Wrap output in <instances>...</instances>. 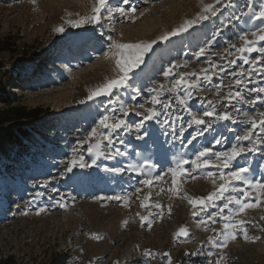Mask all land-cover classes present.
Returning <instances> with one entry per match:
<instances>
[{
    "label": "rangeland",
    "instance_id": "obj_1",
    "mask_svg": "<svg viewBox=\"0 0 264 264\" xmlns=\"http://www.w3.org/2000/svg\"><path fill=\"white\" fill-rule=\"evenodd\" d=\"M94 3L0 0V40H7L13 49L0 54L3 81L10 93L0 98V109H41L36 118L0 125V264H169V257L163 253L169 254L171 264H264V195L257 203V191L250 189V202L256 206L233 216V220L246 221L249 239L237 230V238L228 239L227 247L216 248L212 241L225 221L216 217L215 224H201V218L217 209L210 207L208 213L193 216L188 203L189 198H203L214 190L207 173L216 175V168L183 165L187 173L177 176L175 183L171 171L181 159H194L203 147L229 150L235 136L250 127L247 117L261 118L264 104H241L237 106L239 112L229 108L235 122L215 123L212 131L197 136L192 144L187 141L203 126H188L191 115L176 99L184 95L182 90L160 97L170 107L155 106L164 115L159 121L145 122L142 139L136 138L134 128L130 133L121 132L123 143L114 138L115 147L109 150L99 135L105 130L98 127L105 108L118 109L125 103L145 111L153 107L154 93L150 89L156 85L171 87L173 78H179L181 72L202 77L201 69L208 68L209 62L225 71L214 75L211 83L201 78L200 90H193L188 104L197 115L209 107L208 101L217 112L224 111L222 105L227 101L223 98L235 90L231 72H239L240 66L245 73L250 67L261 71L260 65H243L234 50L229 58H237V64L228 66L224 49L228 43L239 47L242 42L237 37L259 25L250 17L261 10L264 0H221L219 4L216 0H130L134 12L109 16L102 10L98 23L73 27V22L91 15ZM121 4L122 0H108L112 8ZM207 4L218 9L215 16L193 23L167 40L160 39L185 21H195ZM241 12L248 15L241 16ZM58 27L64 31L57 32ZM217 29L221 34L208 54L197 58L194 53ZM153 40L156 43L144 54L143 63L129 73L123 87L113 89L110 95L88 99L108 80L118 78L116 49L109 48L113 41L146 44ZM258 46H264V41ZM261 58L258 52L249 57ZM177 64L180 67L166 79L163 72ZM245 85L244 95L253 100L257 94L247 89L264 87V76L253 75L250 82L246 77ZM136 91L140 95L133 99ZM141 104L143 109L138 107ZM165 118L170 124L162 122ZM126 119L131 124L141 118L130 112ZM94 127L97 134L90 139ZM255 131L253 139L264 135L259 128ZM215 138L223 142L215 144ZM98 140L105 155L94 157L88 149ZM241 144L248 146L247 141ZM256 147L257 151L237 157L232 167L247 168L250 179L264 182V144L258 142ZM115 148L124 155L108 158ZM72 160L77 164L69 171ZM81 163L86 166H79ZM117 167L125 170L111 171ZM137 168L142 170H132ZM145 180L151 183H143ZM117 196L120 199H115ZM215 203L222 205L224 201ZM40 209L43 211L37 214ZM225 214H229L227 209ZM141 217L147 219L142 223ZM181 228L187 235L176 237Z\"/></svg>",
    "mask_w": 264,
    "mask_h": 264
},
{
    "label": "snow or ice",
    "instance_id": "obj_2",
    "mask_svg": "<svg viewBox=\"0 0 264 264\" xmlns=\"http://www.w3.org/2000/svg\"><path fill=\"white\" fill-rule=\"evenodd\" d=\"M221 0H216V4H219ZM231 2V0H229ZM125 5H129V8H125ZM102 10H107L109 16L113 13H118L120 15H125L127 11H135L134 8L130 7V0H122V4L115 8H112L108 5V0H95L94 6L91 10V15L88 17L73 22V27H78L79 24L82 23H98L101 19ZM218 9L213 4H207L202 8L203 14H198V17L195 21H185L184 25L180 27L178 30H173L170 33H167L160 37L161 40H167L169 36L177 35L178 31H186L189 27L193 25V23H197L199 21L209 19V16H215ZM248 13L241 12V16H246ZM252 20H258L260 23L254 29H250L249 32H242L237 39L241 41V45L238 47L234 43H228L227 47H225L224 52L227 54L224 59L227 62L228 66L236 65L237 58H229L231 56L232 51L239 54L238 59L242 61L243 65H260L261 71L256 72L255 67H250L245 73V70L242 66H240V71L237 72L235 69L231 72L232 79L234 81L235 90L230 91L228 96L224 97L227 103L223 104L222 107L224 111L217 112L216 107L212 104L211 101H208L209 107L204 108L202 114L197 115L190 110V106L188 104L189 100L193 99V90H200L199 81L202 78L203 80L211 83L213 76L217 75L219 72H224L225 68L220 67L216 63L209 62V67L206 69H201V72L204 73L201 77L197 73H188L181 72L178 73L179 78H173L171 82V87H166L164 85H156L150 92L154 93L151 96V104L153 107L148 108L145 111H137L135 107H129L125 103H121L119 108L116 107H107L104 110V114L101 115L98 121V127L103 128L105 131L100 133L103 137V141H106V147L111 150L115 147L114 138L120 139V133H130L134 128L137 136V139H142L143 137L140 135L141 131L144 130L146 134V130L144 129L145 122L151 120H160V117L164 115V113L158 112L156 110V105H162L165 109L169 108L170 105L164 104L160 99L167 93H174L182 90L184 92L183 96H177L179 105L183 106L184 111L189 112L191 115V120L189 122V127L192 125L203 126L197 132H195L191 139L187 141L188 144H192V142L196 139L197 136L203 137L205 133H208L213 130L214 124L217 122L224 121H232L235 122V118L228 109L231 108L235 112H239L240 109L237 107L241 104H256L257 102L264 104V96H261L260 93H264V87L262 88H251L247 89L249 92L256 93V97L253 100H248V98L244 95V91L246 88L245 79L246 77L249 79L253 75L264 76V58L259 60L257 59H249L250 54L253 52H258L261 54V57H264V46H258L259 42L264 41V5L261 6V10L259 12H255L250 17ZM57 32H63V27L56 28ZM220 30L217 29L213 34L211 39L206 42L205 46L199 48L194 55L199 58L202 56H206L208 54V50L212 46L213 42L216 40L218 36H220ZM249 35L252 39H249ZM156 41L153 40L146 44H121L115 41L109 46L110 50L116 49L114 56L116 58V68L119 69L118 78L110 79L101 87L97 88L93 91L88 99H93L94 97H99L102 95H110L113 89H118L124 86L129 79V73L133 71L134 68H138L141 63H143V56L146 54L152 47V44H155ZM105 57H108L109 53H104ZM219 55V53H217ZM186 66V65H185ZM180 65H173L170 68L166 69L163 72L164 77L167 79L170 76H173V72L175 69L179 68ZM195 77L193 80L192 78ZM243 86V87H242ZM216 91L219 93L220 88L217 85ZM139 91L135 92L133 99L136 96H139ZM219 103V101H217ZM110 105L114 104V101L110 99ZM139 108L143 109L144 105H139ZM121 113V115H117V113ZM134 113L136 116L141 119L139 122L129 123L127 121V117L129 114ZM261 117L259 120L249 116L247 117V124L250 127L242 135L235 136V143L232 144L229 150L225 151H215L213 147H203L202 150L195 153V158L192 160L181 159L176 168L171 169L173 176V183H175V178L177 176H183L187 173V169L183 167V165H191L197 169L204 168H216L217 174L214 175L213 172L209 171L207 173L208 177L212 178V183L214 185V190L209 192L206 197L203 198H189L188 203L191 205L193 211L192 215L197 216L199 212L208 213V209L214 208L216 211L207 214L205 217L201 218L199 221L201 224L207 225L209 221L213 224L217 222L216 217L224 220L223 230L217 232L216 239L212 241V246L216 248H225L227 247L228 239L235 240L238 235V231L242 232L245 239H249L247 231L244 228L246 221L237 219L233 220V216L239 215L240 213H244L246 209L255 207L256 205L250 202V189H255L257 191V203L259 202L260 195H264V182L254 181L250 179L246 173L249 172V169L244 167H239L233 169L232 163L236 160L237 157H240L244 153H251L257 151V143L264 144V135L259 137L258 139H253L254 136L257 135L256 129L259 128L260 133L264 134V112L259 113ZM205 117H211L213 119L206 120ZM164 124H170L168 119H164L162 121ZM184 131L183 125H181V134ZM97 134V128H92L89 133V138H93ZM247 141L248 146L245 147L241 144V142ZM120 142L123 143V140L120 139ZM223 141L221 138H215V144H221ZM95 149V151H94ZM89 153L94 157L105 155L103 148L101 147V143L98 140L97 143L93 147H89ZM123 152L120 151L119 148H115V152L112 155H109L108 158H113L114 156H122ZM82 159V158H81ZM95 163V160H93ZM77 164L76 160H72L69 162L68 170L71 171L72 167ZM79 166L84 167L85 164L81 163ZM151 167V165H148ZM228 171H225V170ZM125 169L123 168H113L111 171L113 172H122ZM132 170H142L140 168L132 169ZM217 180L220 183L217 185ZM238 182V183H237ZM145 184L151 183L150 180L143 181ZM243 185V187L238 186ZM115 199H120L119 196L115 197ZM147 199V197H146ZM223 200L224 203L222 205H217L215 202ZM229 205H233L234 207L229 208ZM64 205H61L63 207ZM142 207L144 205H141ZM159 207V205H156ZM198 209V210H197ZM228 210V215L225 214V210ZM43 209H40L37 214H40ZM147 217H141V222L143 223ZM264 219V217H262ZM150 226V225H149ZM215 231V230H214ZM187 232L181 228L177 233L176 237L186 236ZM223 237V241L219 240V237ZM150 254V253H146ZM186 255L188 253H185ZM199 252H192L191 255H198ZM211 254V253H209ZM164 256L169 257V264H171V257L168 253H163ZM223 259V257H221ZM219 264V261L216 262Z\"/></svg>",
    "mask_w": 264,
    "mask_h": 264
},
{
    "label": "trees",
    "instance_id": "obj_3",
    "mask_svg": "<svg viewBox=\"0 0 264 264\" xmlns=\"http://www.w3.org/2000/svg\"><path fill=\"white\" fill-rule=\"evenodd\" d=\"M12 50L13 49L7 40H0V54L3 52H11ZM9 95L10 93L7 91V86L3 81V72L0 65V98H5ZM40 114L41 109L39 108L29 110H26L22 106L3 108L0 109V125L12 120L36 118Z\"/></svg>",
    "mask_w": 264,
    "mask_h": 264
}]
</instances>
